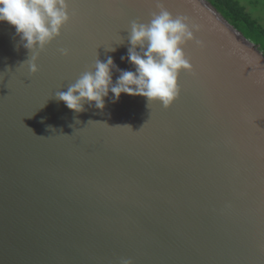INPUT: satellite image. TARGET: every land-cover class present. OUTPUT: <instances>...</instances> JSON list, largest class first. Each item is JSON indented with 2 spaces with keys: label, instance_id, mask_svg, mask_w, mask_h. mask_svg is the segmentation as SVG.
I'll return each instance as SVG.
<instances>
[{
  "label": "water",
  "instance_id": "1",
  "mask_svg": "<svg viewBox=\"0 0 264 264\" xmlns=\"http://www.w3.org/2000/svg\"><path fill=\"white\" fill-rule=\"evenodd\" d=\"M66 2L34 74L0 22V264H264V52L208 0ZM158 5L196 26L167 109L57 99Z\"/></svg>",
  "mask_w": 264,
  "mask_h": 264
},
{
  "label": "clouds",
  "instance_id": "2",
  "mask_svg": "<svg viewBox=\"0 0 264 264\" xmlns=\"http://www.w3.org/2000/svg\"><path fill=\"white\" fill-rule=\"evenodd\" d=\"M158 9L148 23L133 21L130 24L127 55L120 59H127L134 71L117 68L111 57L104 62L96 59L68 86L67 91L57 92V99L75 113L85 111V104L103 110L109 92L113 103L123 93L144 97L148 107L159 103L167 109L180 94V72L192 71L183 46L194 39L196 26L190 28L185 16L173 18L162 5H158ZM68 20L66 0H0V22L14 27L15 36L19 37L18 46L31 53L26 61L29 73L37 72L35 61L39 53L60 36ZM196 43L201 44L200 41ZM59 52L68 55L67 49L61 48ZM114 70L119 72L115 82ZM120 264H132V261L122 258Z\"/></svg>",
  "mask_w": 264,
  "mask_h": 264
},
{
  "label": "trees",
  "instance_id": "3",
  "mask_svg": "<svg viewBox=\"0 0 264 264\" xmlns=\"http://www.w3.org/2000/svg\"><path fill=\"white\" fill-rule=\"evenodd\" d=\"M216 9L264 52V27L238 0H208Z\"/></svg>",
  "mask_w": 264,
  "mask_h": 264
},
{
  "label": "rangeland",
  "instance_id": "4",
  "mask_svg": "<svg viewBox=\"0 0 264 264\" xmlns=\"http://www.w3.org/2000/svg\"><path fill=\"white\" fill-rule=\"evenodd\" d=\"M264 27V0H238Z\"/></svg>",
  "mask_w": 264,
  "mask_h": 264
}]
</instances>
